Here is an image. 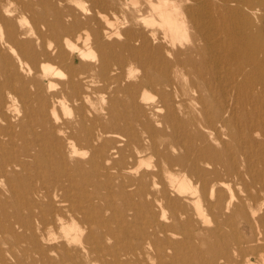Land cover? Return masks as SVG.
Segmentation results:
<instances>
[{
	"label": "rangeland",
	"instance_id": "1",
	"mask_svg": "<svg viewBox=\"0 0 264 264\" xmlns=\"http://www.w3.org/2000/svg\"><path fill=\"white\" fill-rule=\"evenodd\" d=\"M169 1L185 26L171 44L149 0H0V264H224L223 253L226 264H261L264 156L255 143L264 142V96L210 131L188 118L212 117L213 100L205 115L171 97L173 120L182 118L167 121L170 89L142 94L162 76V59L178 61L181 83L206 80L213 65L197 66L192 53L202 75L192 74L188 47L202 44L184 13L192 0ZM142 40L163 49L129 57L123 43ZM218 79L226 86V72ZM223 143L228 162L251 171L239 164L237 176L221 172L224 184L202 188L188 168L193 149L225 151ZM166 159L182 161L173 173L185 190L151 175Z\"/></svg>",
	"mask_w": 264,
	"mask_h": 264
},
{
	"label": "bare ground",
	"instance_id": "2",
	"mask_svg": "<svg viewBox=\"0 0 264 264\" xmlns=\"http://www.w3.org/2000/svg\"><path fill=\"white\" fill-rule=\"evenodd\" d=\"M149 4L152 7L151 11L159 16L160 24L167 31H164L163 39L171 44L174 42L172 40H174L177 33L181 32L180 34H183L185 31V26L181 25V23H178V18L176 16H172L171 14V8H174L176 5L169 0H157L156 3L149 0ZM184 13L187 17L189 16V20L192 21L194 27V32L191 34V40L202 42L201 45L194 43L190 44L188 47V64L191 66L189 68H191V72L194 76L201 77L202 73L197 70V66L202 62L204 63L203 65H205L206 69L209 66V63L213 64L211 68L207 69L209 77L206 78V80H200L197 78L189 80L191 78H188L189 81L181 83L176 79L178 77V61L172 60L173 62L168 63L162 59L158 66L159 72L161 70L163 71L162 76H159L156 80L148 78L143 84L145 88L142 94L147 95L145 90L147 88L146 86L170 89L165 91V94H163L161 100L167 112L166 120H170V123L174 121L173 118L175 117H173V112L176 110L173 109L171 102H167V99L169 100L171 97L179 98L178 104L181 105L186 102V98H188L190 101V103H188L190 104L188 105V113H190L197 106L196 104H199L202 113H205V115L209 102L208 99L213 100L215 103L214 110L212 111V117L206 120H204V118L196 119V117L191 114L192 116L188 118V124H198L207 131H210V129L215 128V123L221 126L229 123L230 119L235 113V106L239 105L240 110L247 115L246 110L248 107L255 106L257 102L263 101L264 29L260 26V21L261 19H264V0H192V5L188 6ZM199 13L202 15L200 16ZM250 35H253L255 39H248L247 37ZM108 36H110V34H108ZM10 39L15 40L14 35H12ZM146 42V40H142L138 47H135L129 41H126L123 44L125 49L130 53L129 57H133L137 61V54L142 50L147 53L159 54L163 49L162 47H153L154 45L151 46V44ZM168 50L170 51V49H167L166 51ZM192 53H198L200 56L199 61H197L199 62L197 63V66L195 65L196 62L191 57ZM80 54L85 53L80 51ZM177 59L178 58L175 57L174 60ZM130 60L133 59L129 58L128 61ZM229 61H232L234 64L233 69L225 68V66L228 67L227 64ZM221 63L223 65H221ZM44 69H47V67ZM223 72H226V86H222L220 79H218V77H220ZM187 74H190V72ZM182 75L184 74L182 73ZM209 78H211L210 81H208ZM215 87L220 89L219 98H216L212 91V89ZM194 93H197L196 97H194ZM184 105L187 106L186 103ZM179 115L180 114L177 113V116ZM182 124L186 123L182 122ZM254 125L255 124H252L250 126V130L260 129ZM211 133L212 132H210V134ZM153 138L154 135H150V145L155 147L153 144ZM198 138L202 139L204 142L206 141L205 137H203L201 134L198 135ZM213 140L219 143L217 137H213ZM216 147H212L211 145L210 147H206V144H202L201 151L198 148H194L192 157L193 160H191L188 164L189 170L195 175V182L200 184L202 188H204V186H210L212 191L215 184H224L223 181H220L221 172H225L228 175L237 176L239 164L248 171H251V166H247L242 161L239 162L235 158H231L230 162H228L226 156L230 150L226 143H223V147L227 152ZM263 152L264 142H256L255 154L262 157L264 156ZM164 163L165 164L160 163L155 165L156 170H153L151 175H154V177H159L161 174H165L164 177L167 178L172 188H176L178 191L180 189L185 190V184L182 182L183 179H180L181 177H174L173 173V167L183 166L182 161L177 159H166ZM201 163L208 166V169L202 168L200 166ZM161 177L163 176L161 175ZM161 177L159 179H161ZM151 180L153 181V178ZM155 181L156 180L154 179V182ZM149 182L148 184L151 183ZM157 185L158 184H155V187ZM163 186H165V184H163ZM181 191L182 190L179 192ZM147 192L148 191H146V193ZM152 192H154V190ZM192 193H194V191H192ZM162 195L164 199L167 197L165 192H162ZM231 197L232 196L230 195V199L226 205L227 207L231 201ZM200 200H198V202H200ZM222 257L224 259V264H226L229 254L227 255V253H223ZM249 263L250 261L247 260L246 264ZM260 263L264 264V257L260 259Z\"/></svg>",
	"mask_w": 264,
	"mask_h": 264
}]
</instances>
